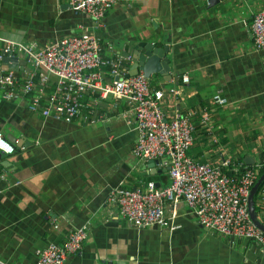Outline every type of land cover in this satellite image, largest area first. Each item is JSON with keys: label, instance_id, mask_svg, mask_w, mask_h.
I'll use <instances>...</instances> for the list:
<instances>
[{"label": "crops", "instance_id": "obj_1", "mask_svg": "<svg viewBox=\"0 0 264 264\" xmlns=\"http://www.w3.org/2000/svg\"><path fill=\"white\" fill-rule=\"evenodd\" d=\"M261 7V0H117L97 25L68 0H0V75L13 70L21 83L32 69L19 51L3 60L2 38L43 46L91 32L103 57H124L125 74L133 70L128 50L135 44L165 45L169 70L148 78L167 92L166 112H191L196 129L188 153L198 161L230 155L253 165L264 157V50L255 47L250 29ZM103 73L109 79L107 66ZM54 80L50 75L45 92ZM216 92L226 97L224 104L212 101ZM82 101L81 115L66 121L29 110V95L6 99L0 87V131L14 145L12 153L0 155L1 260L34 264L39 249L88 224L82 247L63 264H264L257 243L200 224L183 200L167 202L166 225L137 227L119 216L111 190L148 180L166 185L168 165L165 157L149 166L133 154L138 130L124 101L95 91L85 92ZM204 110L211 128L199 122ZM256 204L264 225V208Z\"/></svg>", "mask_w": 264, "mask_h": 264}, {"label": "built area", "instance_id": "obj_2", "mask_svg": "<svg viewBox=\"0 0 264 264\" xmlns=\"http://www.w3.org/2000/svg\"><path fill=\"white\" fill-rule=\"evenodd\" d=\"M116 1L68 0L75 10L88 14L97 25ZM261 2L262 7L252 15L250 29L255 47L264 50V0ZM2 39L3 51L23 52L32 66L24 71L21 83L13 70L0 75L6 99L29 95V110L70 121L81 115L85 92L95 91L102 98L110 95L115 103L124 101L133 112L138 130L133 154L142 159L165 157L168 184L161 186L148 180L142 187L117 186L111 190L109 201L118 206L119 216L137 227L166 225L167 202L176 204L183 200L200 224L231 238L252 240L264 251V231L249 212V194L260 176L264 157L253 165L233 162L230 155L216 162L193 159L188 153L196 129L191 112L178 107L166 112L163 103L167 92L152 87L143 72L126 75L121 68L124 57H103L98 38L91 32L61 36L43 46ZM103 66L108 67L109 79ZM50 75L55 78L53 88L45 92ZM182 80H188L186 73L182 74ZM212 101L224 104L227 99L216 92ZM199 122L211 128V116L206 110L200 112ZM0 151L4 154L14 151L13 143L1 131ZM257 195L256 203L264 208V183ZM87 232L88 224L70 229L62 242H49L39 249L34 264H63L82 247ZM0 264L10 263L0 259Z\"/></svg>", "mask_w": 264, "mask_h": 264}, {"label": "water", "instance_id": "obj_3", "mask_svg": "<svg viewBox=\"0 0 264 264\" xmlns=\"http://www.w3.org/2000/svg\"><path fill=\"white\" fill-rule=\"evenodd\" d=\"M211 2L214 0H210ZM166 46L162 45L161 47L155 46L154 43L150 41H141L135 44V46L132 48V50H128V53L132 55V64L131 67L133 70L129 72L126 75L129 74H135L139 72V70L143 71V74L147 77L149 74L153 71L158 72H164V70H169V64L167 58H163L165 54ZM127 52H124V54ZM18 54L17 51L11 52V51H2L3 60H9L10 58H15V56ZM22 55H25L22 52ZM7 138V137H6ZM2 152L0 151V155ZM149 162L153 166L155 162H158L160 158H148ZM245 162L247 164H250L252 161H249L247 157H245ZM168 168V166H167ZM264 178V172L258 177L256 182L251 188L250 194H249V212L251 214V217L253 218V221L257 226H259L264 231V225L262 222H260L256 218L255 214V205H254V199L253 196L258 188L259 183ZM157 185H159V182H155Z\"/></svg>", "mask_w": 264, "mask_h": 264}, {"label": "trees", "instance_id": "obj_4", "mask_svg": "<svg viewBox=\"0 0 264 264\" xmlns=\"http://www.w3.org/2000/svg\"><path fill=\"white\" fill-rule=\"evenodd\" d=\"M264 172V166L260 169V173H259V175H261L262 173ZM264 183V178L261 180V182H260V184L258 185V188L261 186V184H263ZM258 188H257V190H256V192H255V194H254V196H253V199H254V202H255V211H256V209L258 208V205L256 204V195H257V192H258Z\"/></svg>", "mask_w": 264, "mask_h": 264}]
</instances>
